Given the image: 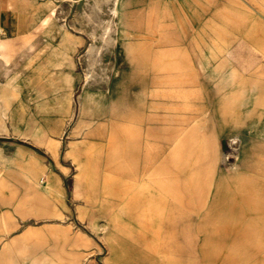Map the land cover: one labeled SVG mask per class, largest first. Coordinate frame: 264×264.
I'll use <instances>...</instances> for the list:
<instances>
[{
	"label": "rangeland",
	"instance_id": "374dc122",
	"mask_svg": "<svg viewBox=\"0 0 264 264\" xmlns=\"http://www.w3.org/2000/svg\"><path fill=\"white\" fill-rule=\"evenodd\" d=\"M110 6L105 0H22L21 30L5 38L3 52L10 63L5 72L0 55V264H20L17 255L24 251L39 254L40 264H200L188 243L186 250L176 242L158 253L161 241L151 231L145 243L132 242L136 235L126 240L113 232L129 219L86 212L84 186L69 155L84 139L86 126L78 123V109L82 104L83 119L96 122L93 115L102 105L95 108L93 88L107 89L108 81L130 65L128 56L156 76L170 53L169 61L181 64L178 71L186 77L193 61L196 68L207 61L219 71L234 70L238 79L244 77L249 52L259 55L251 69L264 62V0H122L119 22L128 35L116 44L105 42L92 65ZM89 70L92 78L86 83ZM202 103L195 96L185 98L173 117H188L191 125L209 112ZM114 122L134 130L141 126L134 117ZM166 126L153 122V142L159 146ZM216 141L223 153V144ZM55 154L61 155L59 162ZM118 177V182L125 180L122 172ZM155 187L165 200L171 198L163 186ZM160 235L165 237L162 231ZM121 247L124 258L118 260L115 251Z\"/></svg>",
	"mask_w": 264,
	"mask_h": 264
},
{
	"label": "crops",
	"instance_id": "0c3cea01",
	"mask_svg": "<svg viewBox=\"0 0 264 264\" xmlns=\"http://www.w3.org/2000/svg\"><path fill=\"white\" fill-rule=\"evenodd\" d=\"M119 4L117 42L128 35L119 22L122 0ZM21 8L22 0H0V55L5 72L10 63L3 52L5 38L20 32ZM171 56L167 54L158 76L128 56L130 65L108 81L107 89L93 88L90 97L97 101L95 108L102 105L93 115L94 124L83 119L80 105L78 123L86 126L81 132L84 139L68 154L84 186L86 212L92 217L129 219L113 232L126 240L136 235L132 242L145 243L151 231L156 242L161 241L158 253L161 247L168 252L176 242L186 250L188 243L200 264H264V62L251 69L259 55L249 52V70L238 79L234 70L219 71L207 61L196 68L193 61L186 77L178 71L181 64L169 61ZM247 87L256 92H247ZM194 96L209 106V112L191 125L188 117L176 120L173 115L183 100ZM127 117L139 121L140 128L114 122ZM153 122L167 124L160 146L153 142ZM216 139L223 144V153ZM54 157L56 162L61 160L60 154ZM120 172L125 177L122 182H118ZM156 175H163L161 181ZM155 185L163 186L171 198L165 200ZM156 244L151 248L156 250ZM118 248L115 256L121 260L124 248ZM17 258L20 264H40L41 256L24 251Z\"/></svg>",
	"mask_w": 264,
	"mask_h": 264
},
{
	"label": "bare ground",
	"instance_id": "6f19581e",
	"mask_svg": "<svg viewBox=\"0 0 264 264\" xmlns=\"http://www.w3.org/2000/svg\"><path fill=\"white\" fill-rule=\"evenodd\" d=\"M105 1H107V4H108V2L111 3V6H110L111 17H110L109 21L107 22V24L104 26L103 32H101V34H100V37H101V40H102L103 43L100 46L99 45L96 46V49H95V60L93 62L91 61L92 65H94L97 62V57L100 54L101 49H103L102 47H103L105 42H110L111 41V42H113V44L117 43L116 34L118 33L119 27H118V24L116 22V18L118 16L119 0H105ZM118 35H119V33H118ZM53 50L56 51V48H54ZM92 54L94 55V53H92ZM85 78H86V80H85L86 83L90 82V79L92 78V73L90 72V70L86 73V77Z\"/></svg>",
	"mask_w": 264,
	"mask_h": 264
}]
</instances>
